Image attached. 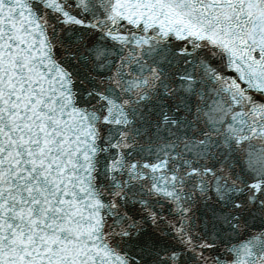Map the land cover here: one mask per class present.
<instances>
[{"label": "snow or ice", "instance_id": "6c2138e0", "mask_svg": "<svg viewBox=\"0 0 264 264\" xmlns=\"http://www.w3.org/2000/svg\"><path fill=\"white\" fill-rule=\"evenodd\" d=\"M0 264H264V0H0Z\"/></svg>", "mask_w": 264, "mask_h": 264}]
</instances>
